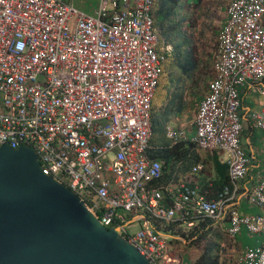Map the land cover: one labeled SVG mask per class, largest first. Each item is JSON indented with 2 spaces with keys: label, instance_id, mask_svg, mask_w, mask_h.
Returning <instances> with one entry per match:
<instances>
[{
  "label": "built area",
  "instance_id": "obj_1",
  "mask_svg": "<svg viewBox=\"0 0 264 264\" xmlns=\"http://www.w3.org/2000/svg\"><path fill=\"white\" fill-rule=\"evenodd\" d=\"M153 3L100 0L90 15L68 0H0V145L32 146L47 173L153 264H185L174 242L189 244L181 227L189 234L210 220L228 223L229 240L244 227L264 235V215L236 209L250 165L241 145L239 88L252 83L264 96V0L229 4L195 135L167 129L174 144L227 152L230 181L215 197L212 183H159L163 161L148 153L167 58L158 50ZM252 119L264 140V105ZM201 168L196 164L192 174ZM249 198L264 207V168ZM134 222L143 225L130 233ZM235 264H264V240Z\"/></svg>",
  "mask_w": 264,
  "mask_h": 264
},
{
  "label": "crops",
  "instance_id": "obj_2",
  "mask_svg": "<svg viewBox=\"0 0 264 264\" xmlns=\"http://www.w3.org/2000/svg\"><path fill=\"white\" fill-rule=\"evenodd\" d=\"M68 1L74 4L72 0ZM153 1L152 11L157 34L159 27H161L163 34H166L165 32L169 31L167 27L175 30L180 26V22L175 21V19H173V22H168L170 15H174L173 13L177 8L182 9L180 21L187 25L178 44H174L169 35H164L162 43H158L159 52L166 55L169 62L165 73L169 75L167 79L169 80L173 76L179 77L181 89L175 87L172 91L171 88L165 87L166 92L160 94L158 87L155 93L156 107L154 114L159 121V129L153 132L154 139H152L154 147L160 148L178 144H174L173 140L167 135L168 126L183 130L188 137H193L196 133L195 118L201 101L209 93V84L215 76L218 33L227 20V9L232 0H229L227 4H224L221 0ZM99 4L100 0L98 6L94 9V14ZM216 21L218 22L216 26H220L219 29L213 25ZM169 46H171V49H169ZM187 51L188 56L186 55ZM167 79H164V86ZM175 92L179 93L178 97L175 94L172 97ZM239 93L242 99L241 114L243 123L241 145L250 158V165L246 177L239 184L236 209L243 215H264V207L253 204L249 198L250 193L262 177L264 168L263 134L252 119V114L260 111L264 105V96L255 90V85L252 83L241 86ZM168 95H171V98ZM174 103L176 104L172 107ZM182 142L189 143V141L179 143ZM194 148L198 153L197 163L188 166L185 172H179V178L206 185L212 183L210 190H208L209 197H215L220 189L213 188L215 181L219 179V165L226 166L224 169L229 172L227 162L229 155L220 149L209 151L196 146ZM196 164H200L202 168L198 173L192 174V168ZM176 169L178 168L176 167ZM216 225L226 230L228 223H216ZM223 239L221 264H235L244 249L262 244L264 235L262 233H252L244 227L235 239L229 240L227 235Z\"/></svg>",
  "mask_w": 264,
  "mask_h": 264
},
{
  "label": "water",
  "instance_id": "obj_3",
  "mask_svg": "<svg viewBox=\"0 0 264 264\" xmlns=\"http://www.w3.org/2000/svg\"><path fill=\"white\" fill-rule=\"evenodd\" d=\"M0 264H153L107 227L32 146L0 145Z\"/></svg>",
  "mask_w": 264,
  "mask_h": 264
},
{
  "label": "trees",
  "instance_id": "obj_4",
  "mask_svg": "<svg viewBox=\"0 0 264 264\" xmlns=\"http://www.w3.org/2000/svg\"><path fill=\"white\" fill-rule=\"evenodd\" d=\"M192 61L195 64L193 59ZM167 66L168 65L164 66V71L158 87L162 85V80L164 78L167 79L169 76L168 74L166 76L164 75L167 71ZM155 107L156 96H154L152 105L153 132L159 129V121L154 114ZM152 138L153 136L151 137L153 148H151L148 153L152 158H159L163 161V173L159 179V183H168L170 180H173V178L178 179L180 175L179 172H185L188 166L197 163L198 153L193 143L182 142L177 145L156 148L153 145L154 138ZM222 166L219 165V179L215 181L213 186L215 189H221L230 181L229 172H226L224 169L226 166ZM176 167L178 169H176ZM178 233L185 236L190 246L202 249L200 255L195 259H190V261L184 256L183 259L186 264H221V244L223 243L224 236L226 237V233L219 225H212V222L209 220L208 222L200 223V225L191 230L189 234H187L182 227L179 228ZM174 242L180 243L178 240Z\"/></svg>",
  "mask_w": 264,
  "mask_h": 264
},
{
  "label": "rangeland",
  "instance_id": "obj_5",
  "mask_svg": "<svg viewBox=\"0 0 264 264\" xmlns=\"http://www.w3.org/2000/svg\"><path fill=\"white\" fill-rule=\"evenodd\" d=\"M224 4H227L229 2V0H221ZM72 2L74 3V5L76 7H78L80 10H82L83 12L85 13H88L90 15H94V9L96 6H98V2L99 0H72ZM180 13L182 14V9L181 8H177L175 11H174V15H170V19L168 20V22H173V19H175V21H179L180 22V26L173 30V29H169L167 27V29L169 30L168 32H165L166 34H163V31L161 30V27H159V30H158V36H159V42L160 44L162 43V40H163V36L164 35H169V38L172 40V42L174 44H178V41L180 42V39L182 37V34H183V30L185 29V27L187 26L185 23H183L182 21H180ZM216 24H218V22L216 21L215 24V27H217L218 29L220 28V26H216ZM186 55L188 56V51L186 53ZM168 63V59L166 58V61L164 63V66L167 65ZM167 72V71H166ZM166 76V74H165ZM165 79V78H164ZM164 79L162 80V85H160L159 89H160V94H164L166 91H165V87H168V88H171V90L173 91V89L175 87H177L179 90L180 89V80H179V77H176V76H173L171 79H167L166 81V85L164 86ZM176 95V97L179 96V93L178 92H175L172 94V97L173 95ZM169 98H171V95H168ZM158 102V101H157ZM176 103H174L172 105V107L175 105ZM127 215V213H126ZM131 217V215H130ZM143 223H139V222H134L132 224V226L129 228V232L130 233H134L136 232L138 229H140V227H142ZM175 248L178 249V251L181 253V255L184 257L186 256L187 257V260L190 261V259H195L197 256L200 255V252L202 251V249H199V248H196V247H192L190 246L189 244L187 245H183V242H180V243H176L175 244ZM186 264V263H185Z\"/></svg>",
  "mask_w": 264,
  "mask_h": 264
}]
</instances>
